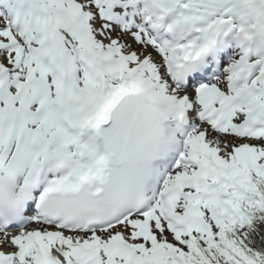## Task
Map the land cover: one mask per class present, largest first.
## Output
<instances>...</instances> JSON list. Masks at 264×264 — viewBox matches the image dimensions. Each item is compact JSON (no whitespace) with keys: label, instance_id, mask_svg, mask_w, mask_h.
I'll return each instance as SVG.
<instances>
[{"label":"snow or ice","instance_id":"obj_1","mask_svg":"<svg viewBox=\"0 0 264 264\" xmlns=\"http://www.w3.org/2000/svg\"><path fill=\"white\" fill-rule=\"evenodd\" d=\"M0 264H264V0H0Z\"/></svg>","mask_w":264,"mask_h":264}]
</instances>
